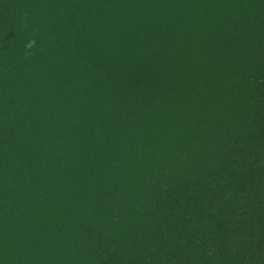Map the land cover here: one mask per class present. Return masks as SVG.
<instances>
[{"label":"trees","instance_id":"16d2710c","mask_svg":"<svg viewBox=\"0 0 264 264\" xmlns=\"http://www.w3.org/2000/svg\"><path fill=\"white\" fill-rule=\"evenodd\" d=\"M0 264H264V0H0Z\"/></svg>","mask_w":264,"mask_h":264}]
</instances>
